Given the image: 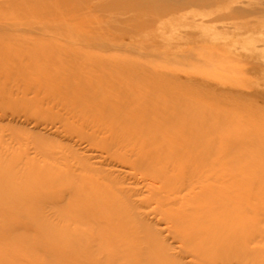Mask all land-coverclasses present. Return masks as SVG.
<instances>
[{
  "label": "bare ground",
  "instance_id": "1",
  "mask_svg": "<svg viewBox=\"0 0 264 264\" xmlns=\"http://www.w3.org/2000/svg\"><path fill=\"white\" fill-rule=\"evenodd\" d=\"M164 1L264 13V0ZM55 59L16 70L25 85L16 82L15 110L100 149L72 153L65 169L0 157L2 238L40 245L63 264H264L260 171L216 98L169 80L166 67Z\"/></svg>",
  "mask_w": 264,
  "mask_h": 264
},
{
  "label": "rangeland",
  "instance_id": "2",
  "mask_svg": "<svg viewBox=\"0 0 264 264\" xmlns=\"http://www.w3.org/2000/svg\"><path fill=\"white\" fill-rule=\"evenodd\" d=\"M236 10H215L194 1L0 0V157L6 165L21 157L39 167L65 169V157L100 149L86 151V141L77 144L75 136H61L17 112V89L25 84L16 70L51 57H56L53 63L82 69L101 64L123 71L166 67L169 80L216 98L230 116V126L244 129L247 159L255 161L262 178L264 235V13L254 17ZM106 45L114 46L113 51ZM118 55L129 61H120ZM3 231L0 223L4 264L65 263L40 245L2 238ZM260 241L264 250V236Z\"/></svg>",
  "mask_w": 264,
  "mask_h": 264
}]
</instances>
